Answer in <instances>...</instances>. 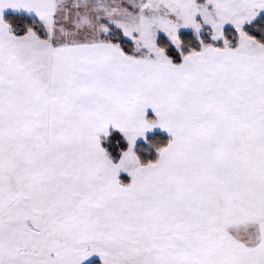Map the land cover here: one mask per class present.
<instances>
[{
    "label": "snow or ice",
    "instance_id": "obj_1",
    "mask_svg": "<svg viewBox=\"0 0 264 264\" xmlns=\"http://www.w3.org/2000/svg\"><path fill=\"white\" fill-rule=\"evenodd\" d=\"M93 255L264 264V0H0V264Z\"/></svg>",
    "mask_w": 264,
    "mask_h": 264
},
{
    "label": "trees",
    "instance_id": "obj_2",
    "mask_svg": "<svg viewBox=\"0 0 264 264\" xmlns=\"http://www.w3.org/2000/svg\"><path fill=\"white\" fill-rule=\"evenodd\" d=\"M158 135H160L161 139H165L166 138V135L163 134V133H159L158 132ZM89 264H100V262L98 260H93L92 262H90Z\"/></svg>",
    "mask_w": 264,
    "mask_h": 264
},
{
    "label": "rangeland",
    "instance_id": "obj_3",
    "mask_svg": "<svg viewBox=\"0 0 264 264\" xmlns=\"http://www.w3.org/2000/svg\"><path fill=\"white\" fill-rule=\"evenodd\" d=\"M163 134H164V133H163ZM165 135H166V134H165ZM98 258H99L98 256L93 255L88 261L85 262V264H89V263L92 262L93 260H98V261H99ZM99 262H100V261H99ZM100 264H101V262H100Z\"/></svg>",
    "mask_w": 264,
    "mask_h": 264
},
{
    "label": "crops",
    "instance_id": "obj_4",
    "mask_svg": "<svg viewBox=\"0 0 264 264\" xmlns=\"http://www.w3.org/2000/svg\"><path fill=\"white\" fill-rule=\"evenodd\" d=\"M99 259V261H100V258H98Z\"/></svg>",
    "mask_w": 264,
    "mask_h": 264
}]
</instances>
